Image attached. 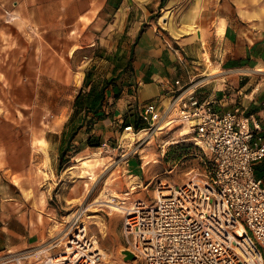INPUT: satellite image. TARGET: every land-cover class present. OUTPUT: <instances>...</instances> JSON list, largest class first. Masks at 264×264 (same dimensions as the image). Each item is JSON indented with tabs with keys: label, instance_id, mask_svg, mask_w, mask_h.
Here are the masks:
<instances>
[{
	"label": "crops",
	"instance_id": "0c3cea01",
	"mask_svg": "<svg viewBox=\"0 0 264 264\" xmlns=\"http://www.w3.org/2000/svg\"><path fill=\"white\" fill-rule=\"evenodd\" d=\"M96 44L106 69L120 76L114 82L122 78L119 97L108 88L103 105L116 124L164 100L176 80L195 77L197 95L212 108L240 104L264 123V0H0V85L20 71L34 72L25 78L36 82L46 72L67 76L70 58ZM86 58L77 66L85 69ZM5 151L0 144V255L39 244L49 231L42 194L18 188L1 170Z\"/></svg>",
	"mask_w": 264,
	"mask_h": 264
},
{
	"label": "built area",
	"instance_id": "2783aa9c",
	"mask_svg": "<svg viewBox=\"0 0 264 264\" xmlns=\"http://www.w3.org/2000/svg\"><path fill=\"white\" fill-rule=\"evenodd\" d=\"M198 82L176 80L164 100L138 109L146 127H122L136 135L175 122L201 150L199 165L185 180H159L150 200L116 201L123 248L141 264H264V175L253 169L264 159V123L240 104L215 110L197 95ZM98 148L109 144L101 141ZM80 216L73 217L65 239L9 252L0 264H99L98 236Z\"/></svg>",
	"mask_w": 264,
	"mask_h": 264
},
{
	"label": "rangeland",
	"instance_id": "374dc122",
	"mask_svg": "<svg viewBox=\"0 0 264 264\" xmlns=\"http://www.w3.org/2000/svg\"><path fill=\"white\" fill-rule=\"evenodd\" d=\"M162 14L161 11L156 16ZM94 48L95 51L81 49L70 58L71 69L67 76H64L66 72L61 78L57 71L46 72V77L36 82L25 78H33L34 72L20 71L19 79L14 80L13 75L3 81L5 84L0 85V144L6 147L9 165L1 170L5 169V177L14 179L18 188L42 194L49 222L45 242L59 237L65 239L64 233L77 214L88 230L98 236L106 254L99 264H141L138 260L124 259L121 213L109 203L135 198L150 200L159 180L180 183L199 165L201 150L195 145L192 134L182 132L183 126L175 122L131 135L121 131L119 122L116 124L110 113L105 117L110 123L105 121L101 127L94 125L90 132L92 139L99 137L109 148H98L100 142L88 144L89 134L84 126L67 141L73 98L82 86L85 71L95 81L120 77L106 69L103 62L107 57L102 55L104 46L96 44ZM84 55L87 63L82 69L77 61ZM200 78L195 77L193 81ZM121 81L122 78L117 82ZM74 117L76 124L78 114ZM13 126L20 127L21 134L5 135ZM97 130L102 133H96ZM12 138H19L16 146L12 145ZM67 142L68 148L60 162V146ZM4 255H0V260Z\"/></svg>",
	"mask_w": 264,
	"mask_h": 264
},
{
	"label": "trees",
	"instance_id": "16d2710c",
	"mask_svg": "<svg viewBox=\"0 0 264 264\" xmlns=\"http://www.w3.org/2000/svg\"><path fill=\"white\" fill-rule=\"evenodd\" d=\"M113 77H109L107 79H103L100 81H95L94 79H90V74L88 71H85L82 86L75 93L73 102H72V112L70 115V124L71 130H69L68 140H70L76 133V131L85 127V131L87 134V141L90 145H98L99 137L95 136L92 139L93 135L90 133L94 124L99 120L105 118L109 112H105L103 105L105 100V95L107 93V89H112V95L114 98L119 97L120 90L122 86L121 82H114ZM109 84H112L109 86ZM86 87V89H85ZM81 113V114H80ZM78 114V121L74 124V115ZM126 124H131L135 130L144 128L147 126L145 120L141 119L138 116V113L130 112L125 114L121 121L119 122V127H122ZM69 127V126H68ZM66 132H64L65 134ZM68 148V142L63 146H60L59 158L60 162L63 160V157L66 153V149ZM253 169L256 176L264 175V159L257 160L253 163Z\"/></svg>",
	"mask_w": 264,
	"mask_h": 264
},
{
	"label": "water",
	"instance_id": "95a60500",
	"mask_svg": "<svg viewBox=\"0 0 264 264\" xmlns=\"http://www.w3.org/2000/svg\"><path fill=\"white\" fill-rule=\"evenodd\" d=\"M121 253L124 257L125 260H132L134 259V255L132 254V252H130L128 249L126 248H122L121 249Z\"/></svg>",
	"mask_w": 264,
	"mask_h": 264
},
{
	"label": "bare ground",
	"instance_id": "6f19581e",
	"mask_svg": "<svg viewBox=\"0 0 264 264\" xmlns=\"http://www.w3.org/2000/svg\"><path fill=\"white\" fill-rule=\"evenodd\" d=\"M72 48H74V47H72ZM182 132H186V131H182ZM109 204L112 206V208H113L114 210H116V209L118 208L117 203H109ZM76 216H77V214H76ZM103 254H104V256H106L105 253H103Z\"/></svg>",
	"mask_w": 264,
	"mask_h": 264
}]
</instances>
